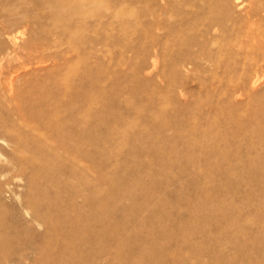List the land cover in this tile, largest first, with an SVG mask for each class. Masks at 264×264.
Returning a JSON list of instances; mask_svg holds the SVG:
<instances>
[{"label":"rangeland","instance_id":"1","mask_svg":"<svg viewBox=\"0 0 264 264\" xmlns=\"http://www.w3.org/2000/svg\"><path fill=\"white\" fill-rule=\"evenodd\" d=\"M81 1L91 9L67 33L26 0L31 30H19L18 44L31 35L30 59L0 63V255L55 264L67 241L88 259L70 248L64 264H250L251 251L264 259V152L251 142L264 129V71L230 73L234 60L207 52L182 66L220 19L208 8L218 0ZM228 7V25L252 22L264 34V0Z\"/></svg>","mask_w":264,"mask_h":264},{"label":"bare ground","instance_id":"2","mask_svg":"<svg viewBox=\"0 0 264 264\" xmlns=\"http://www.w3.org/2000/svg\"><path fill=\"white\" fill-rule=\"evenodd\" d=\"M7 1L8 0H0V63L2 60L6 59V60H8V63H9V61H11V62H14V65H15L16 63H22V62L26 61V59L27 60L30 59V54H31V50H32L31 49L32 48V44H31L32 41H31V38L29 36H31V35H29L27 39L22 41L20 45L18 44V41H20V39L22 38L21 36L23 34L25 35L29 30H31L30 29V21H29V17H30L29 14H31V13H29L30 11L27 10L28 8H27L26 0H13L11 3H10V1L9 2H7ZM163 1L166 4L171 2V0H163ZM185 1H187V0H185ZM174 2H175V0H174ZM211 2L212 1H210V3ZM175 4H177V3H175ZM34 5H36V7H39V6L47 7L49 9L48 11H50V17L53 21V24H56V25L58 24V25H60V27L62 26L63 31H65L67 33L70 32L73 28H76V29L79 28L77 25H74L72 23L73 17L74 16H79V18H80V16L83 17L86 14V12L88 13L91 9L90 4H86L81 0H37V3ZM170 5H171V3H170ZM240 5H241V3H239L237 1V2H235L234 7H240ZM218 6H219V8H218ZM218 6L216 7V5H215L216 8H214L211 5H208L209 14L211 13V15H212L215 12V10H216V12L218 10L220 13V17H218V18H220V19L218 20V19L213 17L214 19L210 22L209 26L207 28H204L205 30L200 34L201 39L198 40L194 44V47H196V49L190 50V51H192V52H189L190 58L186 59L185 62H182V66L185 68V71H187V69H189V67H190L189 65L193 64V62H197L199 60H205L206 61L209 57L214 56V55H215V57H218L219 55L220 56H227V58L230 59V61L234 60V62L238 66H240V68H237V67L236 68H232V67L229 68L228 70L230 73L235 72L236 74L239 73L240 75H246V76H250V77H252L251 75H253L257 79L258 77H256V76L258 74H261L264 71V34L260 33L259 31H256L258 29H255V27L253 29L252 28V24H253L252 22L250 23V25H249V23L248 24L245 23L244 25H242L240 27H236L235 24L228 25L227 21L230 19L229 15H228V13H229L228 0H218ZM220 7H221V10H220ZM39 8L41 9V7H39ZM221 11H222V14H221ZM184 12H185V10H184ZM189 13H187V14H189ZM186 15H184V17ZM189 15H192V13H190ZM195 16H197V14ZM214 16H215V14H214ZM178 17L180 18L179 20H181L182 17H180V16H178ZM175 18H177V16ZM194 18L195 17H193V19ZM59 19H61L62 22H59ZM195 19H194V21H198V19L197 20H195ZM262 19L264 20V15H263ZM80 20H79V22H82ZM83 20H84V18H83ZM184 21H186V20H184ZM194 21H193V24H195ZM200 21H202V19H200ZM36 25H37V27L43 26L41 22H36ZM175 28H177V26ZM19 30L22 31V32L20 31L22 33L21 36L19 35V33H20ZM73 30H75V29H73ZM187 30L190 31V28H188ZM73 33H75V32H73ZM180 33H182V32H180ZM187 33L188 32H186V34H184V35L186 36ZM193 33H195V32H193ZM174 34H175V32H174ZM179 44H180V42H179ZM191 46H193V45H191ZM214 46H216L217 48L215 49ZM34 47L40 48L41 44L40 43L39 44L34 43ZM213 50H214V52H213ZM206 52L208 53L209 57L207 56ZM248 59L251 61H250V63L247 64ZM211 60H212V57H211ZM209 62H208V64H210ZM199 63H200V61H199ZM205 63H207V62H205ZM201 64H199V65H201ZM9 65H8V68L11 69V67H9ZM17 65H19V64H17ZM226 65H228V63ZM1 68H4V67H1ZM19 68H17V69H19ZM2 70H0V92L4 91V89H3L4 88V82H3L4 80L2 81V77H1L4 75V73H2ZM6 72H9V70ZM5 77H8V76H5ZM10 81H12V80H10ZM253 82L254 81L251 82V85ZM230 89L233 93H235L236 88H230ZM239 91H241V90L239 89ZM11 101H12V98H9L5 102V105L9 108V110L13 106V105H10ZM20 103L24 106L28 105V101L26 102L25 100H22V99L20 100ZM10 122H11V119L6 118L4 120V125L6 124L5 125L6 127L10 126ZM6 133L11 135V131H10L9 127L6 130ZM253 136H254L253 138L251 137L252 145L259 146V150H262L261 152H264V129H261V131H260V129L258 128L257 131H255L253 133ZM194 143H197V141H194ZM201 150L206 151V152L207 151L208 152H214V151L217 152L213 148H206L203 146H202ZM246 152L248 153V151H246ZM247 153H246V155H247ZM235 154L236 153H234V157H236ZM247 156H250V155H247ZM87 158H89V157L87 156ZM249 158H251V157H249ZM237 159H241V158L239 157ZM250 167H251L250 169H252V171L254 170V168H257L254 164H252V166H250ZM255 171H256V169L254 170V172ZM84 185L90 188V184L88 181H86V182L84 181ZM88 202H90L89 198H88ZM39 214L40 213L36 212V217L38 218V220L40 219L41 222L46 223V220L43 217H41ZM119 228H120V232L124 231L123 226H121ZM115 229H118V227H115ZM200 234L204 235L205 232L201 231ZM221 234H222V232H221ZM185 239H187V238H184V241H185ZM44 242H45L44 246L48 247L49 242H47V240H45ZM63 244H64V248L59 249L57 251V254H55L56 255L54 257L56 259L55 264H64L63 259L65 258V255L68 254L67 251L70 248H72V250H74L75 253L77 252L76 256L80 257L79 260H82L81 262H84V261H86V259H88V258L83 259L84 254L82 253V250L80 249L81 247H79V245H78L79 243L73 244L72 242L68 243L66 241ZM80 246H82V244ZM116 247L121 252H126L127 250L130 249L125 244H117L116 243ZM239 247L242 250H244V246L240 245ZM3 248L8 249L7 244H4ZM259 249H262V246H260V244H258L254 248V251L256 250L258 252ZM199 250H200V248H197V249L195 248L196 254L200 253ZM176 252H177V250H176ZM154 255L157 256L158 261H160L162 263L163 258H162L161 253L160 254L156 253ZM243 259L248 260L250 262V264L264 263L263 262L264 259H262L261 256L256 255L253 251L246 252L244 254ZM8 261H9L8 256L3 255V254L0 255V264H7ZM39 263L44 264L41 259H40ZM211 263L212 264H234V261H233V258H231V257L222 256L221 258L213 257ZM131 264H140V263L134 261V262H131Z\"/></svg>","mask_w":264,"mask_h":264}]
</instances>
